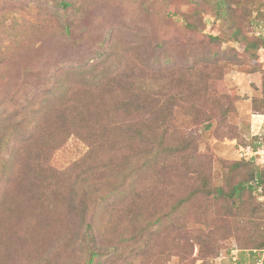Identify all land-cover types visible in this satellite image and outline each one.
Here are the masks:
<instances>
[{"label": "rangeland", "instance_id": "374dc122", "mask_svg": "<svg viewBox=\"0 0 264 264\" xmlns=\"http://www.w3.org/2000/svg\"><path fill=\"white\" fill-rule=\"evenodd\" d=\"M230 2L233 12L225 18L214 8L215 0H0V134L7 135L16 174L25 163L36 162L37 154L45 153L52 169L71 171L72 179L76 176L75 167L89 147L76 136L66 138L69 130L66 133L58 119L79 115L68 108L75 100L79 102L71 92L79 86L78 80L69 71L92 65L100 70L113 67L125 81L131 75L129 68H134V79L143 76L154 96L163 86L164 93L172 86L174 91L187 89L189 105L197 106H176L168 122L170 142L192 143L188 170L184 165L176 170L168 166L153 178L152 173L147 175L155 187L140 196V208L132 214L119 206L112 212L101 205L94 212L95 203L105 200L119 179L108 185L103 197L100 193L88 200L91 204L84 222L80 215L68 216L64 198L52 199V208L45 214L34 204L29 210L24 205L13 209L8 203L0 210V264H85L88 255L80 242L82 229L89 223L96 227L99 244L120 246V254L104 264H204L195 246L197 234L207 232L204 210L208 203L204 199L189 203L186 213H181L182 221L176 219L188 224L190 233H179L177 225L169 222L158 233L146 227L195 189L194 171L208 175L214 186L226 187L233 162L253 161L264 169V47L252 58L244 42L234 40L240 33L264 44V0ZM187 23L197 29H188ZM159 66L172 69L162 75L153 71ZM192 67L194 71L185 75L184 69ZM143 68L153 74L142 73ZM173 74L177 81L169 78ZM55 83L68 85L69 92L60 88L50 94ZM103 96L110 100V95ZM97 110L101 118L112 115L110 106ZM117 114L120 120L133 117ZM198 115L207 122L198 123ZM34 116L38 117L37 129L29 135L25 130ZM110 118L105 124H114ZM52 123L54 129H50ZM209 123L212 126L207 128ZM20 128L27 138L17 135L9 146L7 137L19 134ZM55 141L60 143L52 146ZM94 162L102 163L96 156ZM115 164L122 162L117 159ZM246 173H234L233 182L246 178ZM250 198L261 210L262 220L264 187ZM214 213L215 225L226 227L220 220L227 213L225 205L216 204ZM229 239L209 264H237L241 259L242 264H254L249 251L239 249L247 242L240 239L238 244L234 235ZM259 257L256 264H264V255Z\"/></svg>", "mask_w": 264, "mask_h": 264}, {"label": "trees", "instance_id": "16d2710c", "mask_svg": "<svg viewBox=\"0 0 264 264\" xmlns=\"http://www.w3.org/2000/svg\"><path fill=\"white\" fill-rule=\"evenodd\" d=\"M215 1L214 8L217 13L225 18H230V14L233 12L230 0ZM69 5L67 4V6ZM186 27L191 30L197 29L191 23H187ZM243 38L240 33H236L234 40L244 42L245 52L252 58H256L257 52L264 47V44ZM216 40L219 38L217 37ZM143 69L145 70L140 69L142 73L152 72L153 74L154 71L163 75L165 71L172 68L159 66L153 71L147 68ZM194 69V67L184 69L185 75H187L186 72L192 73ZM129 71L131 75L125 78V81L118 74L117 69L113 67L100 70L97 66L92 65L83 70L69 71V75L78 80L79 86H74L71 92L79 98V102L75 100V103L69 105L68 108L75 109L79 115L76 118L71 115L69 117L63 115L58 119L66 127L65 132L67 133L69 130L66 138L76 136L89 147L86 155L77 163L75 167L77 174L73 179L70 176L71 171L61 172L52 169L47 163L48 156L45 153L37 154L36 162L25 163L16 174L13 168V158L8 154V145L4 138L7 135L4 132L3 135L0 134V169L2 170L0 173V210L5 208L8 203L12 205L13 209L16 208V205L18 207L24 205L29 210L34 204L35 209H39L40 213L45 214L46 209L52 208L51 200L60 197L67 202L68 216L74 218L80 215L84 222L91 204L88 200L94 196L99 197L100 193L103 197L104 190L110 188L108 185L119 179L114 189L106 195L105 200L100 199L98 204L95 203L94 212L98 211V205H101L102 208L112 212H115L116 207L119 206L125 209L126 214L128 212L132 214L133 209L138 210L140 208L138 205L140 196L150 187H155L153 182L146 178L147 175L152 173L153 178L157 173H160L159 169L163 170L168 166L176 170L184 165V168L188 170V163L193 152L192 143L191 141L170 142L172 135L168 127L170 115L173 114L176 106L179 107L184 104V108L187 104L188 107H197L193 104L189 105L192 100L188 97V90L174 91L172 86L167 93H164L166 87L163 86V91L155 93L154 96L148 89L149 86L145 87L146 79L140 76L139 81H136L134 74L137 70L129 68ZM169 78L172 82L177 81L174 74ZM62 85L63 87H61ZM62 85L60 86L59 83L51 85L50 94H54L60 88L66 89L65 91L68 93V85ZM106 94L110 95L108 102L103 96ZM98 98L99 101L95 104ZM104 106L111 107V116L115 125L107 124V122L105 124L106 119L112 120L111 116L101 118L97 109ZM117 113H126L133 117L128 120H120L118 119L120 117H116ZM85 114L88 118L83 117ZM199 115L202 116V114ZM199 115L197 122L206 123L207 120L199 117ZM78 117H81L82 120L76 123L75 120ZM25 118L23 115L24 120ZM37 124L38 117L34 116L26 130L20 128L17 131L19 134L7 137L9 146L13 144V137L15 141L17 135L27 136L24 135V130L29 135L34 133ZM211 126L212 123H209L207 128ZM51 128L54 129V123L50 124ZM72 129L73 131H71ZM55 131L58 130L55 129ZM59 143L60 141H55L52 146ZM99 151L100 157L97 158ZM95 156L96 159L101 160V165L94 162ZM106 159L109 162L108 165V162H105ZM117 159H120L122 164L116 166L115 161ZM180 161L181 163H179ZM229 168L226 187L214 186L208 175L201 171H194L193 174L196 176L195 189L178 200L169 213L154 220L146 229L152 233H158L169 222L177 225L179 233L182 231L190 233L189 225L179 224L176 219L180 218L182 221L181 213L186 210V206L201 198L208 203L204 210L207 232L197 234L195 246H198L199 256L204 264H209L210 258L218 256L223 248L222 244L230 240L229 238H233V235L238 244L240 239L247 242V245H239V249L248 250L254 264H256L260 258L259 254L264 255V218H262L263 222L259 219V216L262 215L261 210L254 205L250 197H253L255 190L264 187V169L253 161L247 160L233 162ZM243 170L247 171L246 178L234 183L233 174ZM158 184L157 181L156 185ZM14 190H17L15 194ZM247 194L249 198L245 199ZM127 200L129 203L126 202ZM222 203L225 205L227 213L220 220H223L227 226L218 228L215 225L218 219H216V213L213 214V209H215L216 204ZM112 205L114 206L113 210ZM113 219H115L114 216ZM118 220L120 219H115V221ZM257 221L260 223H256ZM244 224L248 226L243 227ZM81 238L80 244L88 255L85 264H104L112 256L120 254V246L104 247L102 240L101 244L98 243L96 227L92 223L87 224L82 229ZM237 264H242V259Z\"/></svg>", "mask_w": 264, "mask_h": 264}]
</instances>
